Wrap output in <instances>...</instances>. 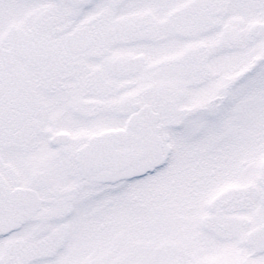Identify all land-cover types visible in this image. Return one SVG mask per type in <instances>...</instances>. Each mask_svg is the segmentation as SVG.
<instances>
[{"label": "snow or ice", "instance_id": "1", "mask_svg": "<svg viewBox=\"0 0 264 264\" xmlns=\"http://www.w3.org/2000/svg\"><path fill=\"white\" fill-rule=\"evenodd\" d=\"M0 264H264V0H0Z\"/></svg>", "mask_w": 264, "mask_h": 264}]
</instances>
